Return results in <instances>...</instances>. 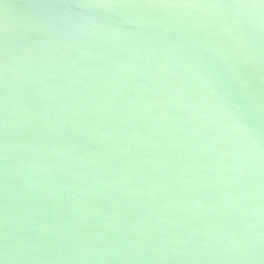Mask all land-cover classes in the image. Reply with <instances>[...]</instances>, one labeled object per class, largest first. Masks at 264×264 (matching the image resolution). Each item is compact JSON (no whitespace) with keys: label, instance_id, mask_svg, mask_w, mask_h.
Returning a JSON list of instances; mask_svg holds the SVG:
<instances>
[{"label":"water","instance_id":"obj_1","mask_svg":"<svg viewBox=\"0 0 264 264\" xmlns=\"http://www.w3.org/2000/svg\"><path fill=\"white\" fill-rule=\"evenodd\" d=\"M195 2L0 0V264H264V8Z\"/></svg>","mask_w":264,"mask_h":264},{"label":"snow or ice","instance_id":"obj_2","mask_svg":"<svg viewBox=\"0 0 264 264\" xmlns=\"http://www.w3.org/2000/svg\"><path fill=\"white\" fill-rule=\"evenodd\" d=\"M259 4L264 8V0H258ZM203 5L201 3L195 2V0H188V2H176L171 3L168 0H148V6H158V7H197ZM210 6H222V7H244L245 4H231V3H208Z\"/></svg>","mask_w":264,"mask_h":264}]
</instances>
